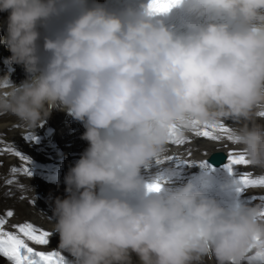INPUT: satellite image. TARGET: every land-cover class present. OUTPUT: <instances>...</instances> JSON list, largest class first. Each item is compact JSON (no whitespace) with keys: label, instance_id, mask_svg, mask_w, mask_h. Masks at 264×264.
Returning a JSON list of instances; mask_svg holds the SVG:
<instances>
[{"label":"clouds","instance_id":"1","mask_svg":"<svg viewBox=\"0 0 264 264\" xmlns=\"http://www.w3.org/2000/svg\"><path fill=\"white\" fill-rule=\"evenodd\" d=\"M148 5L0 0L5 62L26 74L0 77V116L36 129L58 110L85 129L88 147L53 201L58 248L70 264H264V205L144 175L169 158L173 128L228 121L249 165L264 169V0ZM174 9L173 22L160 18ZM157 181L162 190L148 191Z\"/></svg>","mask_w":264,"mask_h":264},{"label":"bare ground","instance_id":"2","mask_svg":"<svg viewBox=\"0 0 264 264\" xmlns=\"http://www.w3.org/2000/svg\"><path fill=\"white\" fill-rule=\"evenodd\" d=\"M7 15V13H0V35H3L6 29ZM9 56L8 49L0 44V77L7 76L11 83L19 84L26 78V74L21 66L5 62ZM258 122H264V117H259ZM226 123L231 129L232 122ZM45 127L51 128V139L54 140L56 149L59 150L58 154L55 153V150L52 151V154L63 159L59 182L56 184L45 183L37 174L29 176L20 170L13 172V168H19L18 160L12 155H0V161H2V166H0V213L11 210L14 212L11 222L31 221L50 230L51 241L54 242V246L58 247L59 236L52 230L53 201L56 197H65L64 177L88 147L87 142L81 139L85 131L83 125L73 120L65 112L58 110H53L47 121L36 129L23 127L14 117L0 116V147L13 145L36 155L33 148L24 142L23 134L30 130L39 133ZM182 137L190 143L180 145L169 143L168 153L188 155L190 158H202L209 157L218 150L239 148L236 143L229 141L225 136L219 140H205L186 132ZM245 170L260 172L259 174L264 176V169L261 168L249 166ZM8 181H12V183H8ZM250 192L264 193V188L250 189ZM0 264H8V262L0 258ZM202 264H215V260L206 257Z\"/></svg>","mask_w":264,"mask_h":264},{"label":"snow or ice","instance_id":"3","mask_svg":"<svg viewBox=\"0 0 264 264\" xmlns=\"http://www.w3.org/2000/svg\"><path fill=\"white\" fill-rule=\"evenodd\" d=\"M181 0H149L148 9L150 13L160 14L169 11L171 8L178 6ZM261 117H264V112L259 113ZM217 133L224 134V136L235 143V138L231 135V129L226 127L223 123L216 125H205L202 129L196 127L195 134L200 137H204L210 140H219L221 137ZM27 139H35L33 136L26 137ZM170 143L173 144H185L190 143L182 136L177 135L175 128L170 130ZM5 151H13L12 149H5ZM16 156L21 159H27L20 152H14ZM191 155V153H189ZM168 159H173L169 157ZM157 163H163L162 161H157ZM187 163V161L183 162ZM198 164L201 167L207 166V161H200ZM236 165H249V161L246 156L242 153H229L228 163L225 166L229 172L234 169ZM13 172L17 169L13 168ZM24 171L31 175L29 169H24ZM242 190L247 186H264V176L257 178H252L250 174H243L239 177ZM12 183V181H8ZM147 189L150 192H159L162 190L161 183L154 182L147 185ZM14 215L13 211L8 210L5 214L6 217L10 218ZM260 215L264 216V212ZM7 220L5 218H0V256L6 258L9 264H69V261L65 256H63L58 251H38L36 248L30 246L29 242L35 245L47 246L50 244L52 234L46 230L37 228L30 222H24L19 225H14L15 231L9 232L4 230V225ZM255 259V258H252Z\"/></svg>","mask_w":264,"mask_h":264}]
</instances>
